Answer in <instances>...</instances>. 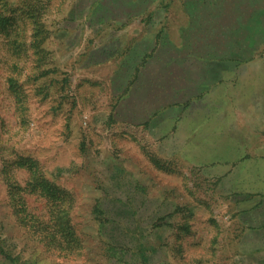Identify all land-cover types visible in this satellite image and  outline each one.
<instances>
[{
  "label": "rangeland",
  "instance_id": "1",
  "mask_svg": "<svg viewBox=\"0 0 264 264\" xmlns=\"http://www.w3.org/2000/svg\"><path fill=\"white\" fill-rule=\"evenodd\" d=\"M86 1L0 0V264L247 262L219 163L235 149L189 142L199 116L105 115L120 58L100 47L144 34L146 71L255 61L264 90V0Z\"/></svg>",
  "mask_w": 264,
  "mask_h": 264
},
{
  "label": "crops",
  "instance_id": "2",
  "mask_svg": "<svg viewBox=\"0 0 264 264\" xmlns=\"http://www.w3.org/2000/svg\"><path fill=\"white\" fill-rule=\"evenodd\" d=\"M96 1L86 2L96 4ZM101 1L97 4L102 5ZM106 14L116 19L112 9ZM118 32L112 30L114 36L119 35ZM116 39L100 47L105 57L119 53L120 58L115 62L112 92L103 113L115 120L120 117L130 121L129 117L136 114L160 116L168 109L176 130L180 124L178 116L185 117L186 122L199 116L200 119H193L192 126L187 128L192 133L189 142L202 147L235 149L234 158L222 156L219 163L229 164L224 167L222 178L227 182L228 203L236 213L234 219L230 216V221L244 231L228 243L250 245L247 262L235 260L236 264H264V90L256 85L255 72L242 69L255 61L175 59L166 66L164 62L151 61L154 66L146 71L144 34L135 40V49L131 50L117 45ZM111 64L114 67V61ZM210 68L216 69L210 71ZM225 74H231L230 78ZM158 76L167 77L168 81L159 86L156 84ZM227 79L231 80L230 85L226 84ZM146 83L151 88L149 92ZM220 154L218 151L215 156L219 158Z\"/></svg>",
  "mask_w": 264,
  "mask_h": 264
},
{
  "label": "trees",
  "instance_id": "3",
  "mask_svg": "<svg viewBox=\"0 0 264 264\" xmlns=\"http://www.w3.org/2000/svg\"><path fill=\"white\" fill-rule=\"evenodd\" d=\"M23 165H25V164H23ZM1 253L5 254L6 257L10 256L9 253H6L4 250L1 251ZM142 259H143V262H147V259L145 257H143Z\"/></svg>",
  "mask_w": 264,
  "mask_h": 264
}]
</instances>
